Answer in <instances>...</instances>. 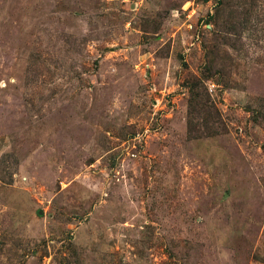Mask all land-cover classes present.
Instances as JSON below:
<instances>
[{
    "label": "rangeland",
    "instance_id": "1",
    "mask_svg": "<svg viewBox=\"0 0 264 264\" xmlns=\"http://www.w3.org/2000/svg\"><path fill=\"white\" fill-rule=\"evenodd\" d=\"M0 264H264V0H0Z\"/></svg>",
    "mask_w": 264,
    "mask_h": 264
},
{
    "label": "trees",
    "instance_id": "2",
    "mask_svg": "<svg viewBox=\"0 0 264 264\" xmlns=\"http://www.w3.org/2000/svg\"><path fill=\"white\" fill-rule=\"evenodd\" d=\"M214 1V0H213ZM221 0H215V5L219 6Z\"/></svg>",
    "mask_w": 264,
    "mask_h": 264
},
{
    "label": "built area",
    "instance_id": "3",
    "mask_svg": "<svg viewBox=\"0 0 264 264\" xmlns=\"http://www.w3.org/2000/svg\"><path fill=\"white\" fill-rule=\"evenodd\" d=\"M191 25H189V27H190Z\"/></svg>",
    "mask_w": 264,
    "mask_h": 264
}]
</instances>
